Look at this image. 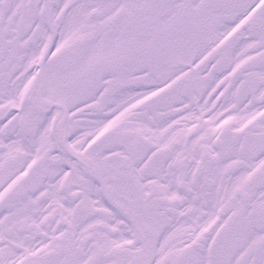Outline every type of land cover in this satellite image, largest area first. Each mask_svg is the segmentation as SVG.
Here are the masks:
<instances>
[{
	"label": "snow or ice",
	"instance_id": "snow-or-ice-1",
	"mask_svg": "<svg viewBox=\"0 0 264 264\" xmlns=\"http://www.w3.org/2000/svg\"><path fill=\"white\" fill-rule=\"evenodd\" d=\"M0 264H264V0H0Z\"/></svg>",
	"mask_w": 264,
	"mask_h": 264
}]
</instances>
